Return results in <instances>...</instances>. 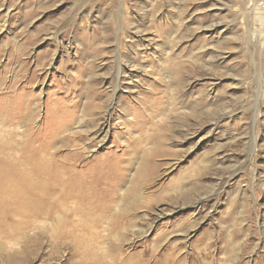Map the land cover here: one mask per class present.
I'll return each mask as SVG.
<instances>
[{
  "label": "rangeland",
  "instance_id": "rangeland-1",
  "mask_svg": "<svg viewBox=\"0 0 264 264\" xmlns=\"http://www.w3.org/2000/svg\"><path fill=\"white\" fill-rule=\"evenodd\" d=\"M0 72L82 178L120 179L84 253L39 223L0 264H264V0H0Z\"/></svg>",
  "mask_w": 264,
  "mask_h": 264
},
{
  "label": "bare ground",
  "instance_id": "bare-ground-1",
  "mask_svg": "<svg viewBox=\"0 0 264 264\" xmlns=\"http://www.w3.org/2000/svg\"><path fill=\"white\" fill-rule=\"evenodd\" d=\"M1 77L3 74L0 72V236L14 243L25 237L29 226L39 223L47 224L52 231L51 239L53 238L55 249L70 245L76 251L82 250L83 247L89 246L90 243L93 244L101 237V233L95 231L96 222L106 220V223H101L106 224L103 231H110L109 227L115 228L118 225L120 220L117 216L106 217L107 210L113 202L96 203L94 198L100 194H110L112 189H109L108 184L117 183L120 179L110 178L105 182L104 189L96 188L95 184L99 182L93 177H96L95 174L98 171L100 173L104 169L112 171L114 168L110 166L93 169L90 174L82 178L85 171L80 176L74 168L75 141H65L66 138L58 136L59 133L52 135L54 131L59 132L60 127L57 130H51L49 135H40L41 128L38 127L37 120L38 115L41 114V107L36 115L35 104L32 105L27 95L17 94L16 89L12 91L13 87H2L1 84L4 82L1 83ZM6 95L15 98L16 102H9ZM137 119L141 122L144 120L139 115ZM104 125L105 129L102 131L99 143L107 137L110 131L108 125ZM62 147L66 148L67 152L59 155ZM85 157L87 158V155ZM96 207L99 211H95ZM79 255L80 252H78ZM81 256L86 257H81L85 261L84 264H99L100 260L97 257L92 259L90 250L87 256L82 254ZM70 262L66 264H74ZM111 263L146 264L138 259L124 257L119 251ZM152 264L174 263L164 257Z\"/></svg>",
  "mask_w": 264,
  "mask_h": 264
}]
</instances>
